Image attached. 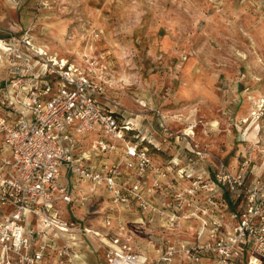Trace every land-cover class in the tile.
Masks as SVG:
<instances>
[{"label": "built area", "instance_id": "1", "mask_svg": "<svg viewBox=\"0 0 264 264\" xmlns=\"http://www.w3.org/2000/svg\"><path fill=\"white\" fill-rule=\"evenodd\" d=\"M8 41L0 264H83L96 249L106 264H264V174L248 177L247 154L230 166L192 150L163 166L153 133L110 108L92 75Z\"/></svg>", "mask_w": 264, "mask_h": 264}, {"label": "rangeland", "instance_id": "2", "mask_svg": "<svg viewBox=\"0 0 264 264\" xmlns=\"http://www.w3.org/2000/svg\"><path fill=\"white\" fill-rule=\"evenodd\" d=\"M10 36L92 75L110 108L153 133L163 166L192 150L230 166L247 154L248 177L264 174V0H0L3 46Z\"/></svg>", "mask_w": 264, "mask_h": 264}, {"label": "crops", "instance_id": "3", "mask_svg": "<svg viewBox=\"0 0 264 264\" xmlns=\"http://www.w3.org/2000/svg\"><path fill=\"white\" fill-rule=\"evenodd\" d=\"M1 140H2V134L0 133V143H1ZM96 250L97 251H94V252L87 251L85 253V259H84L83 264H105L104 255H100L101 250H98V249Z\"/></svg>", "mask_w": 264, "mask_h": 264}, {"label": "bare ground", "instance_id": "4", "mask_svg": "<svg viewBox=\"0 0 264 264\" xmlns=\"http://www.w3.org/2000/svg\"><path fill=\"white\" fill-rule=\"evenodd\" d=\"M2 47H3V44H2V42H1V40H0V48H2ZM185 131L188 132V133H191V132H192V131L190 130V128L185 129Z\"/></svg>", "mask_w": 264, "mask_h": 264}]
</instances>
